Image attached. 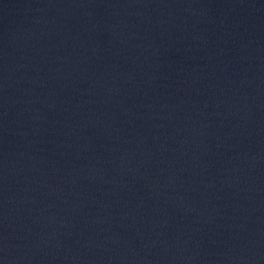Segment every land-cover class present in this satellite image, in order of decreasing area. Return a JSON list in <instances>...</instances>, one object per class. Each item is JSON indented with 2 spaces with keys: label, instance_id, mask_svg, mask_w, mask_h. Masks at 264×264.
I'll return each mask as SVG.
<instances>
[{
  "label": "water",
  "instance_id": "95a60500",
  "mask_svg": "<svg viewBox=\"0 0 264 264\" xmlns=\"http://www.w3.org/2000/svg\"><path fill=\"white\" fill-rule=\"evenodd\" d=\"M0 264H264V0H0Z\"/></svg>",
  "mask_w": 264,
  "mask_h": 264
}]
</instances>
